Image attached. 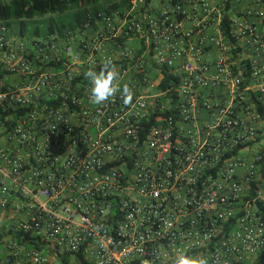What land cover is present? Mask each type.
Returning <instances> with one entry per match:
<instances>
[{
	"label": "built area",
	"instance_id": "2783aa9c",
	"mask_svg": "<svg viewBox=\"0 0 264 264\" xmlns=\"http://www.w3.org/2000/svg\"><path fill=\"white\" fill-rule=\"evenodd\" d=\"M130 1L63 37L0 27V264H264V2L230 38L209 0ZM109 60L131 106L90 102Z\"/></svg>",
	"mask_w": 264,
	"mask_h": 264
},
{
	"label": "trees",
	"instance_id": "16d2710c",
	"mask_svg": "<svg viewBox=\"0 0 264 264\" xmlns=\"http://www.w3.org/2000/svg\"><path fill=\"white\" fill-rule=\"evenodd\" d=\"M130 8V0H11L0 3V27L5 26L11 34L28 41L47 40L92 24L99 15L114 16ZM230 25L231 20L225 15L222 29L232 38ZM170 79L167 74L162 90Z\"/></svg>",
	"mask_w": 264,
	"mask_h": 264
},
{
	"label": "clouds",
	"instance_id": "9594fccd",
	"mask_svg": "<svg viewBox=\"0 0 264 264\" xmlns=\"http://www.w3.org/2000/svg\"><path fill=\"white\" fill-rule=\"evenodd\" d=\"M86 79L90 80V102L95 105H102L121 93V99L125 106L133 104L134 92L129 84L121 86V73L110 60L106 61L99 72L88 70ZM143 264H152V261L144 260ZM173 264H209V259L203 255H188L181 252L173 261Z\"/></svg>",
	"mask_w": 264,
	"mask_h": 264
},
{
	"label": "crops",
	"instance_id": "0c3cea01",
	"mask_svg": "<svg viewBox=\"0 0 264 264\" xmlns=\"http://www.w3.org/2000/svg\"><path fill=\"white\" fill-rule=\"evenodd\" d=\"M222 16L227 15L230 19H236L241 16L242 12L249 8H256L257 5L263 4V0H209ZM259 29L264 32V24L256 19ZM217 57L216 49L209 50L204 55V60L208 63H213ZM259 128L264 130V118L259 123ZM245 264H253V261H247Z\"/></svg>",
	"mask_w": 264,
	"mask_h": 264
}]
</instances>
